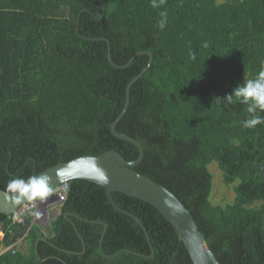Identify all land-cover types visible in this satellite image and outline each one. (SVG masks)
<instances>
[{"label":"trees","instance_id":"obj_1","mask_svg":"<svg viewBox=\"0 0 264 264\" xmlns=\"http://www.w3.org/2000/svg\"><path fill=\"white\" fill-rule=\"evenodd\" d=\"M0 0V187L61 161L115 149L190 210L221 264H264V125L217 102L264 66V0ZM163 21L164 27H160ZM206 45V46H205ZM111 47L112 59L109 56ZM264 116V112H259ZM216 165L234 196L212 198ZM211 166V167H210ZM44 226L0 213V264H195L149 202L76 178ZM68 215V216H66ZM33 220L27 213L25 218ZM21 238V241L18 239ZM27 243L25 249L22 243Z\"/></svg>","mask_w":264,"mask_h":264},{"label":"water","instance_id":"obj_2","mask_svg":"<svg viewBox=\"0 0 264 264\" xmlns=\"http://www.w3.org/2000/svg\"><path fill=\"white\" fill-rule=\"evenodd\" d=\"M141 53L150 55L149 63L128 84L125 108L112 123V131L117 137L126 139L138 146L140 150L138 158L129 161L119 151L111 149L97 155L84 154L69 161H61L30 177H47L50 191L76 178L87 179L101 184L107 188L109 198L114 207L121 212L131 215L142 225L152 249L151 255H145L131 249H122L114 254H107L103 248V241L109 225L106 221L99 220L100 222H104L106 226L100 243V248L104 256L112 258L123 250H128L150 258L155 255V247L146 225L133 212L121 208L115 202L112 192L121 191L139 197L156 207L173 224L179 234L180 240L184 242L195 264H221L207 242L205 235L200 230L194 216L185 204L170 189L133 168V166L139 164L144 158L145 149L142 143L135 137L117 130V123L129 107L130 88L132 84L150 68L153 62V53L150 50H145L137 52L126 66L130 65L134 58ZM109 56L113 61L111 47H109ZM259 173L264 180V161L259 167ZM34 199L28 198L27 196H20L18 193H13L0 187V213L10 215L19 209L20 206ZM48 214H50V220L51 212H48ZM33 224L34 220L27 217L24 221L23 228L15 230L9 241L13 242L16 236L20 235L23 237L26 235Z\"/></svg>","mask_w":264,"mask_h":264},{"label":"clouds","instance_id":"obj_3","mask_svg":"<svg viewBox=\"0 0 264 264\" xmlns=\"http://www.w3.org/2000/svg\"><path fill=\"white\" fill-rule=\"evenodd\" d=\"M159 3H164V0H159ZM157 6V0H153V7ZM160 27H164L163 21H161ZM221 100L228 104L238 102L246 106L245 111L249 114V118L241 122L244 128L256 129L258 125H264V116L258 114L264 112V66L254 79H248L239 84L226 98L216 99L217 102H221ZM8 190L33 199L37 197L43 199L50 191L47 177H30L28 180L14 178L9 181Z\"/></svg>","mask_w":264,"mask_h":264},{"label":"rangeland","instance_id":"obj_4","mask_svg":"<svg viewBox=\"0 0 264 264\" xmlns=\"http://www.w3.org/2000/svg\"><path fill=\"white\" fill-rule=\"evenodd\" d=\"M216 165L214 164L212 166L214 176H215V189L213 191L212 198L214 201H218V202L223 203L224 201L232 199V197L234 196V189H233V185H231V186L224 185L222 171ZM38 199H40V198H38ZM41 209L42 210L37 215V217L34 221L39 223L41 226H44L45 224L48 223V220H49L50 214H48V212H51V213H53V211L55 213L59 212L60 204L57 201V199H54L52 201H43L42 205H41ZM48 209H49V211H48ZM0 236L1 237L3 236L2 232H0ZM20 239H18V240H20ZM22 244L24 245L23 247L26 249L27 243L24 242Z\"/></svg>","mask_w":264,"mask_h":264},{"label":"built area","instance_id":"obj_5","mask_svg":"<svg viewBox=\"0 0 264 264\" xmlns=\"http://www.w3.org/2000/svg\"><path fill=\"white\" fill-rule=\"evenodd\" d=\"M67 184H63L56 188L55 190H52L48 192L43 199H34L31 200L22 206H20L19 209H17L13 214V221L14 222H22L25 221V215L27 213L33 215V220L36 219L37 215L40 213L41 205L43 201H52L54 199H57V201H63L67 197Z\"/></svg>","mask_w":264,"mask_h":264}]
</instances>
